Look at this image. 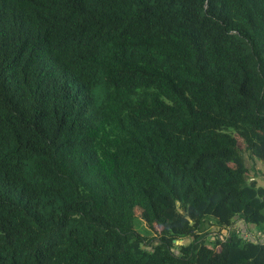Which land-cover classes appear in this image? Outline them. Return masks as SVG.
I'll list each match as a JSON object with an SVG mask.
<instances>
[{
  "label": "trees",
  "instance_id": "1",
  "mask_svg": "<svg viewBox=\"0 0 264 264\" xmlns=\"http://www.w3.org/2000/svg\"><path fill=\"white\" fill-rule=\"evenodd\" d=\"M248 157L264 0H0V264H264Z\"/></svg>",
  "mask_w": 264,
  "mask_h": 264
},
{
  "label": "crops",
  "instance_id": "2",
  "mask_svg": "<svg viewBox=\"0 0 264 264\" xmlns=\"http://www.w3.org/2000/svg\"><path fill=\"white\" fill-rule=\"evenodd\" d=\"M245 165L248 169L249 178L255 181L256 186L262 188V198H264V168L262 167L260 161L255 158L248 157L245 159ZM235 228L245 237L264 240V230L259 227L251 226L238 221L236 222Z\"/></svg>",
  "mask_w": 264,
  "mask_h": 264
},
{
  "label": "rangeland",
  "instance_id": "3",
  "mask_svg": "<svg viewBox=\"0 0 264 264\" xmlns=\"http://www.w3.org/2000/svg\"><path fill=\"white\" fill-rule=\"evenodd\" d=\"M242 146V145H241ZM263 211H264V207H263ZM135 214L140 217V221L138 223V228L139 230L143 233V234H149L150 236L151 235H157L158 232H157V228H151L149 225H148V222H147V218L146 216L142 215V213L140 212L139 209H135ZM227 231L228 229H222V230H217L216 233H217V236L219 237H224L226 234H227Z\"/></svg>",
  "mask_w": 264,
  "mask_h": 264
}]
</instances>
